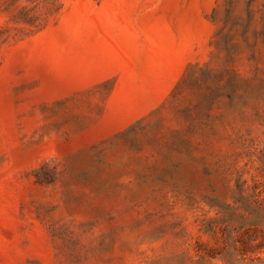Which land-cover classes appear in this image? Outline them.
Segmentation results:
<instances>
[{
    "label": "rangeland",
    "instance_id": "374dc122",
    "mask_svg": "<svg viewBox=\"0 0 264 264\" xmlns=\"http://www.w3.org/2000/svg\"><path fill=\"white\" fill-rule=\"evenodd\" d=\"M0 264H264V0H0Z\"/></svg>",
    "mask_w": 264,
    "mask_h": 264
}]
</instances>
